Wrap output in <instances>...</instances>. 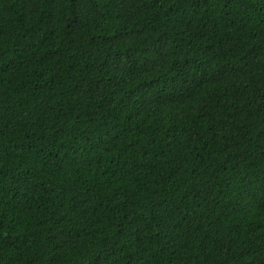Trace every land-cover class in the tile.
Wrapping results in <instances>:
<instances>
[{
    "label": "trees",
    "instance_id": "obj_1",
    "mask_svg": "<svg viewBox=\"0 0 264 264\" xmlns=\"http://www.w3.org/2000/svg\"><path fill=\"white\" fill-rule=\"evenodd\" d=\"M0 264H264V0H0Z\"/></svg>",
    "mask_w": 264,
    "mask_h": 264
}]
</instances>
